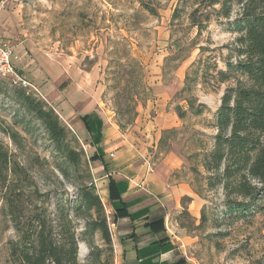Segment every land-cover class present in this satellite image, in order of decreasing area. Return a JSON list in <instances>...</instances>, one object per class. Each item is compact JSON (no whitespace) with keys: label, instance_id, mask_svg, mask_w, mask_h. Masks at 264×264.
I'll list each match as a JSON object with an SVG mask.
<instances>
[{"label":"rangeland","instance_id":"374dc122","mask_svg":"<svg viewBox=\"0 0 264 264\" xmlns=\"http://www.w3.org/2000/svg\"><path fill=\"white\" fill-rule=\"evenodd\" d=\"M195 3L196 0H0V43L14 47L20 57L14 66L21 77L27 78V74L37 81L41 76V86L49 77H62L51 93L42 90L47 100L29 95L55 110L77 139L75 142L69 138L71 147L83 152L82 143H90L89 136L81 134L76 123L79 114L92 111L104 121L102 146L111 176L123 178L128 165L163 172L166 167L172 168L167 174L168 182L171 188L179 187L181 194L178 198L164 193L158 198L164 199L171 237L185 246L187 257L198 264H264V217L254 214L236 219L227 213L222 188L208 190L204 180L203 159L214 147L216 113L225 90L234 82L213 81L196 87L195 95L207 107L202 116L188 115L181 121L175 111L177 104L184 105L178 93L200 59L201 47L205 49V60L212 57V63L225 69L222 59L234 51L238 37L231 28L238 17V7L230 20L214 18L199 35L189 19ZM145 5L157 14L153 15ZM48 63L56 66L55 75L48 71ZM66 82L67 88L61 91L59 87ZM16 89L8 80L0 79V142L36 177L42 189L56 194L54 204L67 199L71 203L83 183L96 180L108 223L112 224L108 178L99 162L89 161L95 153L93 145L90 149L87 146L88 155L79 169L64 165L69 175L65 179L56 167L62 160L54 155V144L42 122L19 104ZM61 104L67 109H62ZM164 131L175 133H168L166 146L160 147ZM13 132L20 135L19 146L8 135ZM190 188L200 194L194 192L195 203L184 200L187 196L181 197L184 189ZM2 207L0 196V264H10L7 245L15 232L3 230ZM184 207L190 215L200 207L199 218L182 215ZM84 226L85 222L79 220L80 239ZM110 229L113 264H117L116 247L120 241L116 237L114 241L116 231L113 226ZM94 243L106 249L99 235ZM79 255L80 264H91L90 248L85 242L79 243ZM105 258H109L108 251H104Z\"/></svg>","mask_w":264,"mask_h":264},{"label":"trees","instance_id":"16d2710c","mask_svg":"<svg viewBox=\"0 0 264 264\" xmlns=\"http://www.w3.org/2000/svg\"><path fill=\"white\" fill-rule=\"evenodd\" d=\"M145 6L153 15L157 14ZM235 7L239 8V13L231 28L238 37L234 51L222 59L225 69L212 63V57L205 60V49L201 47V57L187 74L185 86L178 93V100L184 105L177 104L175 111L181 121L188 115L202 116L207 107L195 95L196 87L213 81L216 84L234 82V86L228 87L223 94L214 123L217 131L214 147L204 157L202 166L207 189L221 187L227 213L243 219L254 214L264 217V0H196L189 19L200 35L214 18L230 20ZM14 87L18 88L15 94L24 111L42 122L54 144V155L62 160L56 167L68 179L64 165L79 169L86 157L84 150L71 147L76 137H72L53 108L32 97H40L37 93ZM81 120L94 142L100 144L102 120L96 113ZM168 133L175 131L163 132L160 147L166 146ZM8 135L19 146L20 135L15 132ZM44 161L48 163L46 158ZM89 161L99 162L105 172L109 171L102 150L98 149V154ZM91 183H83L71 203L67 199L54 204L56 194L50 189H42L36 177L0 142L1 226L3 230L15 232V238L7 245L10 264H80V241L90 248L91 264H113L110 224L97 188ZM120 184L110 177V199L117 204L113 223L129 216L128 207L121 199ZM194 192L200 195L196 190ZM184 200L192 201L190 197H184ZM182 215L192 216L186 207ZM79 220L85 222L81 239L77 233ZM204 222L202 217L201 225ZM147 226L152 231H166L164 219ZM98 235L106 249L95 245L94 238ZM104 251L109 252L108 259H104Z\"/></svg>","mask_w":264,"mask_h":264},{"label":"crops","instance_id":"0c3cea01","mask_svg":"<svg viewBox=\"0 0 264 264\" xmlns=\"http://www.w3.org/2000/svg\"><path fill=\"white\" fill-rule=\"evenodd\" d=\"M49 66L55 67L53 64L48 63V71L52 74L54 72L57 73L56 70H52ZM53 76V75H52ZM26 77L30 82L35 84L44 99L46 97L43 95V91L51 93L53 91V87L57 85V82L61 80V76L57 78V80L52 77L46 83V85H40V79L31 80L29 76L26 74ZM55 80V81H54ZM35 82V83H34ZM51 82V84H49ZM38 83L40 86H38ZM56 84V85H55ZM68 86V83H63L59 88L61 91H64ZM59 89V90H60ZM47 100V99H46ZM62 109H67L65 104H61ZM95 112H86L84 114L78 115V122L76 125L78 126L81 134H85L89 136L90 143L87 144L89 149L93 145L95 148L96 155L98 154V149L102 150L104 154V159L106 158V153L103 149L104 142V121L98 115V117L102 120L103 126L101 130V140L100 144H96L94 146V137L88 132L81 118L87 115L93 114ZM107 162V161H106ZM101 165V164H100ZM102 166V165H101ZM103 171L104 167L102 166ZM124 169L126 172V176L123 178L117 179L114 176H111L108 172L106 176L107 180V192L108 198L110 201L111 208L115 214V207L117 204L110 199V191H109V179L110 177L116 181L121 182L120 184V192L121 199L125 206L128 207L129 216L120 218L116 223H110V226L115 228L116 234L114 236L119 239L120 244L116 247V260L117 264H198L194 262L192 259L187 257L185 253V246L183 244L180 245L178 241H174L171 237V230L168 226L169 215L167 210L165 209V205L163 204L164 199H159L158 196L164 193L168 195L180 196L179 187L171 188L169 184V172L172 171L171 167L164 168V172L162 170H153L151 168H147L146 166H132L128 165ZM171 188V190H170ZM185 188V187H180ZM182 196H187L192 199L195 203L194 191L190 189H184V193ZM201 208L198 207L197 210L192 213L195 218H199ZM114 216V215H113ZM160 219H164V224L166 231L165 232H157L152 231L147 225L155 223ZM172 227H174L171 222ZM156 229V227H155Z\"/></svg>","mask_w":264,"mask_h":264},{"label":"built area","instance_id":"2783aa9c","mask_svg":"<svg viewBox=\"0 0 264 264\" xmlns=\"http://www.w3.org/2000/svg\"><path fill=\"white\" fill-rule=\"evenodd\" d=\"M17 62H20V57L16 54L14 47L0 43V79L8 80L11 85L29 89L44 98L35 84L17 73L14 66ZM82 148L86 155H88V148L83 143ZM93 183L97 186L96 180Z\"/></svg>","mask_w":264,"mask_h":264}]
</instances>
